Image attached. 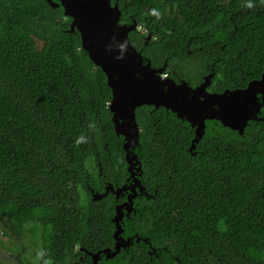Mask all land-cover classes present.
<instances>
[{"label":"trees","instance_id":"trees-1","mask_svg":"<svg viewBox=\"0 0 264 264\" xmlns=\"http://www.w3.org/2000/svg\"><path fill=\"white\" fill-rule=\"evenodd\" d=\"M110 1L151 34L129 38L172 79L197 86L213 72L208 90L220 93L261 77L264 0ZM69 24L44 0H0V214L15 235L40 234L42 264H92L113 247L117 201L92 202L90 190L127 176L105 75ZM136 115L148 198L122 227L141 241L97 264H264V122L240 136L207 122L192 156L193 131L172 113Z\"/></svg>","mask_w":264,"mask_h":264},{"label":"water","instance_id":"water-1","mask_svg":"<svg viewBox=\"0 0 264 264\" xmlns=\"http://www.w3.org/2000/svg\"><path fill=\"white\" fill-rule=\"evenodd\" d=\"M44 1L50 9H62L64 17L70 19L65 33L79 34L81 50L105 75L111 92L108 110L113 130L116 137L122 138L127 175L124 184L116 189L108 184L103 193L90 190L92 202L102 200L109 193L116 201L125 197V201L115 206L111 219L114 225L113 247L91 254L92 264H97L103 257L113 259L141 241L138 235L124 237L122 227L123 219L135 214V200L142 196L148 198L140 179L142 166L138 155L140 127L137 109L144 106L154 110L162 108L187 124L193 131L188 152L196 156V146L205 135L207 122H218L237 136L243 135L252 123L264 122V69L259 79L250 81L243 89L210 92L208 88L213 72L205 76L198 86H191L184 80L165 77L166 64L152 67L142 50L131 44L129 34L139 30L137 23L124 21L117 3L112 5L110 0ZM143 39L148 45L151 34L147 33ZM150 253H155V250Z\"/></svg>","mask_w":264,"mask_h":264},{"label":"flooded vegetation","instance_id":"flooded-vegetation-1","mask_svg":"<svg viewBox=\"0 0 264 264\" xmlns=\"http://www.w3.org/2000/svg\"><path fill=\"white\" fill-rule=\"evenodd\" d=\"M138 29H142V27L140 26V28L138 27ZM144 31L143 32H140V35H142V38H144ZM155 68H158V67H155ZM166 73H165V77H169L167 74L169 72L168 68H166ZM171 78V77H170ZM198 86V85H197ZM98 172L97 174L99 176H102L103 175V169L101 168L100 164H99V167H98ZM109 179V177H108ZM107 178H105L104 180H102L101 182V185H102V193L104 192L105 190V186H107V184H112V187L113 189H116L118 188L119 186H116L114 185L111 181H113V179L110 181L108 180ZM108 195H112L111 193H109ZM113 196V195H112ZM114 197V196H113ZM115 199V198H114ZM122 198H119V200H117V204H120L122 203L124 200H121ZM116 204V205H117ZM0 225H1V231H0V250H1V253L3 255H5L7 257V261H5L4 263V257H2V260H0V264H11V259L13 257H15V260H13L12 262L14 264H32L31 261H29V259L27 257H25V254L28 253L29 249L26 248V245L23 244V241L24 239L27 240L26 238L27 237H30L31 238V244L33 246H36L38 245L39 246V249H37L38 253H37V256H36V259H35V263L36 264H42L41 263V259H40V255H41V240H40V234L39 233H30L29 232V229H26V231L20 235V234H14L13 231L14 228L11 226V223L4 217L0 214ZM5 218V220H4ZM4 225L5 226H9L7 228V231L9 233L5 234L7 239H8V242H7V248L4 247ZM11 226V227H10ZM30 226V225H29ZM26 228V227H25ZM11 231V232H10ZM13 235V236H12ZM26 237V238H25ZM12 240L15 241V244L12 243ZM18 242V244H17ZM33 249V248H32ZM79 250H83V249H79ZM85 254L88 255V251L86 250H83ZM82 260V259H81ZM8 262V263H7Z\"/></svg>","mask_w":264,"mask_h":264},{"label":"rangeland","instance_id":"rangeland-1","mask_svg":"<svg viewBox=\"0 0 264 264\" xmlns=\"http://www.w3.org/2000/svg\"><path fill=\"white\" fill-rule=\"evenodd\" d=\"M140 32H143L144 30H139ZM147 35V32H145L144 33V36L143 37H145ZM89 166V165H88ZM1 218V217H0ZM1 220V219H0ZM4 220H5V218H4ZM11 226L12 227H14L12 224H11ZM10 226V227H11ZM9 226H5L4 225V247L5 248H7V242H8V239H7V237H6V235L5 234H7V233H9L8 231H7V228H8ZM30 228V226L29 225H27L26 226V229H29ZM0 231H1V225H0ZM11 232V231H10ZM13 236V235H12ZM26 238V237H25ZM27 240H25L24 239V241H23V244H25L26 245V248L27 249H29V251H28V253L27 254H25V257H27L28 259H29V261H31L32 262V264H36L35 263V259H36V256H37V253H38V251H37V249H39V246L38 245H36V246H33L32 244H31V238L30 237H27L26 238ZM12 243H14L15 244V241L14 240H12ZM17 244H18V242H17ZM33 248V249H32ZM2 257H4V263H5V261H7V257L5 256V255H3L2 253H1V250H0V260H2ZM13 260H15V257H13L12 259H11V261H9V262H11V264H14L12 261ZM8 263V262H7Z\"/></svg>","mask_w":264,"mask_h":264},{"label":"clouds","instance_id":"clouds-1","mask_svg":"<svg viewBox=\"0 0 264 264\" xmlns=\"http://www.w3.org/2000/svg\"><path fill=\"white\" fill-rule=\"evenodd\" d=\"M121 49L123 50V45L121 46ZM89 127L91 128V127H94V125H89ZM82 142H87V138L86 137H84V136H81V137H79L77 140H76V144L77 145H79L80 143H82ZM45 264H48V262L46 261L45 262Z\"/></svg>","mask_w":264,"mask_h":264}]
</instances>
